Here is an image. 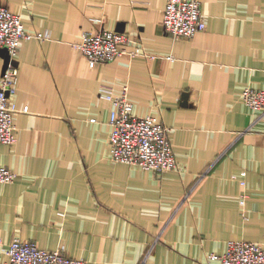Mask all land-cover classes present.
<instances>
[{
    "label": "crops",
    "instance_id": "1",
    "mask_svg": "<svg viewBox=\"0 0 264 264\" xmlns=\"http://www.w3.org/2000/svg\"><path fill=\"white\" fill-rule=\"evenodd\" d=\"M166 1L0 0L45 36L22 39L16 56L27 110L14 143H0V166L17 174L0 182L4 243L63 247L87 264H216L208 254L229 240L264 244V110L241 96L264 88V0H198L205 28L189 38L164 29ZM101 30L143 54L89 65L73 43ZM5 58L0 47V76ZM102 84L127 86L133 113L162 121L176 169L111 159Z\"/></svg>",
    "mask_w": 264,
    "mask_h": 264
},
{
    "label": "built area",
    "instance_id": "2",
    "mask_svg": "<svg viewBox=\"0 0 264 264\" xmlns=\"http://www.w3.org/2000/svg\"><path fill=\"white\" fill-rule=\"evenodd\" d=\"M164 29L175 38H189L205 28V19L198 0H167L162 15ZM41 32L24 29L21 16L0 5V47L7 53V61L0 76V143L16 140L14 116L19 111L15 104L18 83L16 56L22 39H44ZM128 35L119 30L84 31L73 47L81 50L89 65L106 62L127 54H143L141 46L132 49ZM173 60V57H169ZM127 86L116 95L113 88L102 84L101 97L112 103L110 112V157L114 161L136 165L142 169L163 172L177 168L168 140V128L155 115H135L127 99ZM244 103L253 110H264V88L245 87L241 93ZM245 171L240 173L244 176ZM17 174L7 166H0V182H13ZM244 183V178L241 179ZM0 247L5 258L0 264H87L84 259L68 256L63 247L44 249L34 241L14 237ZM208 259L216 264H264V244L255 241L229 240L221 253H210Z\"/></svg>",
    "mask_w": 264,
    "mask_h": 264
},
{
    "label": "water",
    "instance_id": "3",
    "mask_svg": "<svg viewBox=\"0 0 264 264\" xmlns=\"http://www.w3.org/2000/svg\"><path fill=\"white\" fill-rule=\"evenodd\" d=\"M3 50H4L5 55H6V58H5V63H6L8 57H7V53H6L5 49H3ZM5 63H4V65H5Z\"/></svg>",
    "mask_w": 264,
    "mask_h": 264
}]
</instances>
